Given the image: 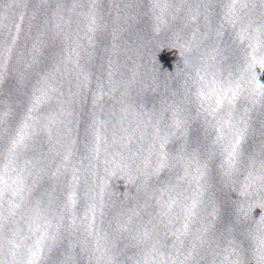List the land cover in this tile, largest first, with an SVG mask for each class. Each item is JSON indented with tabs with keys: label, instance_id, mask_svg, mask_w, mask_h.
<instances>
[{
	"label": "clouds",
	"instance_id": "clouds-1",
	"mask_svg": "<svg viewBox=\"0 0 264 264\" xmlns=\"http://www.w3.org/2000/svg\"><path fill=\"white\" fill-rule=\"evenodd\" d=\"M261 66H264V61H261Z\"/></svg>",
	"mask_w": 264,
	"mask_h": 264
}]
</instances>
